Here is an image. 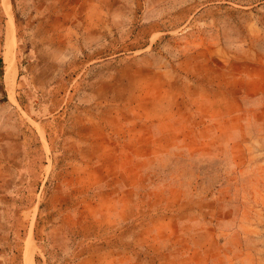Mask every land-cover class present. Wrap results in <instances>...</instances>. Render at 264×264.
I'll list each match as a JSON object with an SVG mask.
<instances>
[{
  "label": "rangeland",
  "instance_id": "rangeland-1",
  "mask_svg": "<svg viewBox=\"0 0 264 264\" xmlns=\"http://www.w3.org/2000/svg\"><path fill=\"white\" fill-rule=\"evenodd\" d=\"M27 255L264 264V0H0V264Z\"/></svg>",
  "mask_w": 264,
  "mask_h": 264
},
{
  "label": "crops",
  "instance_id": "crops-1",
  "mask_svg": "<svg viewBox=\"0 0 264 264\" xmlns=\"http://www.w3.org/2000/svg\"><path fill=\"white\" fill-rule=\"evenodd\" d=\"M133 187H134V185H128V186H126V187H121V190H120V194L122 193V194H124V193H127V194H130V193H132L133 192ZM116 189L117 188H110L109 190L108 189H105V193L107 194V195H113L115 192H116ZM113 203H114V205H112V207L113 208H115V210H118L119 211V213H120V211H122V210H127V209H131L132 208V204H131V202L130 201H128V205H125V204H123V203H125V200H114V201H112ZM118 220H121L120 219V215H119V217H118Z\"/></svg>",
  "mask_w": 264,
  "mask_h": 264
},
{
  "label": "bare ground",
  "instance_id": "bare-ground-1",
  "mask_svg": "<svg viewBox=\"0 0 264 264\" xmlns=\"http://www.w3.org/2000/svg\"><path fill=\"white\" fill-rule=\"evenodd\" d=\"M9 36V35H8ZM10 38V37H9ZM8 38V39H9ZM5 45V44H4ZM11 41L10 39L8 40L7 42V45H6V51H5V55H4V58H5V62H7L8 66H7V76H8V79L10 78V76L12 75V73L14 72V62H13V58H12V52H11ZM12 84V83H11ZM27 254H29V252H27ZM31 256V255H30ZM29 256V257H30ZM28 255L26 257V261L27 263L26 264H31V261L32 259L30 258L29 259ZM32 257V256H31ZM31 260V261H30Z\"/></svg>",
  "mask_w": 264,
  "mask_h": 264
}]
</instances>
